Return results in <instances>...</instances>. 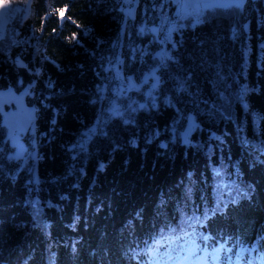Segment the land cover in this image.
I'll use <instances>...</instances> for the list:
<instances>
[{
    "label": "trees",
    "instance_id": "16d2710c",
    "mask_svg": "<svg viewBox=\"0 0 264 264\" xmlns=\"http://www.w3.org/2000/svg\"><path fill=\"white\" fill-rule=\"evenodd\" d=\"M5 1L22 10L0 40V92L24 94L35 137L18 157L0 114V264H235L252 247L258 264L264 0L190 14ZM221 245L232 251L214 261Z\"/></svg>",
    "mask_w": 264,
    "mask_h": 264
},
{
    "label": "rangeland",
    "instance_id": "374dc122",
    "mask_svg": "<svg viewBox=\"0 0 264 264\" xmlns=\"http://www.w3.org/2000/svg\"><path fill=\"white\" fill-rule=\"evenodd\" d=\"M123 2H124V0H123ZM125 3V2H124ZM4 4H7L8 5V7L7 8H4L3 7V5ZM134 4H135V0H131V3H125V5H129V6H133L132 8H134ZM178 6V5H177ZM213 7V6H212ZM13 8H20V7H13L11 4H9L7 1H5V0H0V35H4V32H5V29H6V26L8 25V24H10L11 23V21L15 18V16H16V12L15 11H13L12 9ZM178 8H179V6H178ZM21 10H22V7L20 8ZM200 9H203V8H199V9H197V10H195V11H193V12H196V11H199ZM16 10V9H15ZM133 10V9H132ZM131 9H130V12L132 11ZM179 10L180 11H182V12H185V13H187V14H190V13H192V12H189V11H187V10H185V7L184 6H182L181 8H179ZM6 92H10V94H11V100L13 101V103H10V104H7L8 105V110L10 109V108H12V106L14 107L15 105L14 104H16V106H15V111H14V114H18V113H21L22 115H21V117H23V118H27L28 120V125H29V123H30V125H29V127H31V125H32V122H30V119H29V116H28V108L29 107H27V105L25 104V96H24V94L22 93V94H17V93H15L13 90H8V91H6ZM121 93H123V91H120ZM4 93V92H3ZM127 92L126 91H124V93L123 94H126ZM0 99H3V100H5V97L4 96H2V92H0ZM7 105H0V114L2 115V117H3V120H6V119H4V117H5V115H6V113H8V110L7 109H5V106H7ZM29 109H31V108H29ZM32 110V109H31ZM33 111V110H32ZM34 112V111H33ZM8 115V114H7ZM11 121V120H10ZM5 123V122H4ZM9 123V122H8ZM10 125V124H9ZM5 126H6V124H5ZM28 127V128H29ZM6 128L8 129V126H6ZM12 130V129H11ZM29 131V130H28ZM21 134V132H19L17 129L16 130H12V131H10V135H12V140L10 139V141L11 142H13L14 144H16L17 143V141L19 142V140H18V136ZM8 135V134H7ZM17 136V137H16ZM9 140V139H8ZM17 145L18 144H16V145H13L12 146V148L15 150V152L18 154V157H20V158H24L25 156H24V151L22 150V148H21V150L20 151H18L19 149L17 148ZM196 264H198V262L196 263Z\"/></svg>",
    "mask_w": 264,
    "mask_h": 264
},
{
    "label": "snow or ice",
    "instance_id": "6c2138e0",
    "mask_svg": "<svg viewBox=\"0 0 264 264\" xmlns=\"http://www.w3.org/2000/svg\"><path fill=\"white\" fill-rule=\"evenodd\" d=\"M125 3H131V0H124ZM217 7H226V6H231V5H216ZM241 6V2H236L235 3V7L239 8ZM4 8H7L8 5L7 4H4L3 5ZM59 13H61V16L63 18V13L66 11V9H58L57 10ZM130 14V13H129ZM4 37L2 35H0V40H2ZM168 59H171V57H168ZM23 66V65H21ZM163 63L160 65V67H163ZM151 77L155 80V83L152 85V88L155 89L159 83H160V79L159 77L156 75L155 71L151 73ZM145 83L147 82V79H145L144 81ZM132 85H130L131 87ZM149 95L151 96V92L149 93ZM148 105H141L140 107L141 108H144V107H147ZM151 107H155V101L153 99L152 101V104H151ZM113 111L115 112L116 110L113 109ZM132 111H135V109H132ZM126 123L129 122V121H125ZM195 122L194 120L193 121H190V125H189V131H191L194 127H195ZM94 132L92 131H89L88 133L85 134L84 136V139L86 140L88 138V136H91L93 135ZM187 134H185V138H186ZM185 142L186 139H185ZM104 166L101 165V169L103 168ZM219 210V209H217ZM224 251H229L231 252L232 250L231 249H226L223 245H221L219 248L216 249V255L213 256V260L214 261H219L220 260V253L221 252H224ZM249 251H252V252H255L257 251V249L255 247H252L251 249H245V248H241L240 251L238 253H235V257H236V261H235V264H240L241 261H243V264H254V261L249 259V260H244V254L249 252ZM149 254H151V251L149 252ZM194 255V252H190L188 256H185L183 258L182 261H179V264H190V258L191 256ZM226 261H231V257H227L225 258ZM206 261H207V257H201L199 258V264H206ZM255 261L258 262V264H264V256H257L255 258Z\"/></svg>",
    "mask_w": 264,
    "mask_h": 264
},
{
    "label": "water",
    "instance_id": "95a60500",
    "mask_svg": "<svg viewBox=\"0 0 264 264\" xmlns=\"http://www.w3.org/2000/svg\"><path fill=\"white\" fill-rule=\"evenodd\" d=\"M238 2V0H166V3H173L174 5H178L179 8H181L182 6L185 7V10L189 11V12H193L199 8H209L212 6H216V5H235V3ZM239 2H241V6L244 5L247 0H239ZM139 3V0H135V4H134V8L132 10V12L135 11V9L137 8ZM23 65V66H21ZM17 66L19 68H23L25 67L24 63L21 61L17 62ZM12 94V93H11ZM11 94L10 92H4L2 93V96L5 97V100L0 99V105H7L10 103H13V101L11 100ZM28 110V116L30 119V122H32L31 127H29V133L31 135H33L35 137V115L34 112L31 109H27ZM30 125V123H29ZM190 125V123H189ZM189 125H188V132L189 131ZM33 145H34V151L31 155L32 160L34 161L35 165V169H34V174H37V150H36V139L33 140ZM24 147H22L23 150ZM21 150V148H20Z\"/></svg>",
    "mask_w": 264,
    "mask_h": 264
},
{
    "label": "flooded vegetation",
    "instance_id": "af4514ba",
    "mask_svg": "<svg viewBox=\"0 0 264 264\" xmlns=\"http://www.w3.org/2000/svg\"><path fill=\"white\" fill-rule=\"evenodd\" d=\"M14 105L16 106V104H14ZM15 106L14 107L12 106V108H10L9 110H8V105L5 106V109L8 110V113H6V115L4 117V119H6V120H4V122H5L6 126H8V129H7L8 135L7 136H8L9 141H10V139L12 140V135H10V131L17 129L19 132H21V134L18 136L19 142L17 141V143H16V144H18L17 145V148L19 149L18 151H20V148L24 147L23 140L29 132L28 131L29 125H28V121H27L28 119L21 117V115H22L21 113H18L17 115L14 114V111L16 109ZM10 144H11V146L16 145L11 141H10ZM24 150H25V148H23V151Z\"/></svg>",
    "mask_w": 264,
    "mask_h": 264
}]
</instances>
